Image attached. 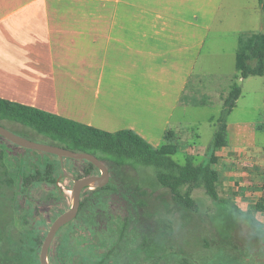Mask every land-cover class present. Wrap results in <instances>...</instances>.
Returning <instances> with one entry per match:
<instances>
[{
  "label": "crops",
  "instance_id": "1",
  "mask_svg": "<svg viewBox=\"0 0 264 264\" xmlns=\"http://www.w3.org/2000/svg\"><path fill=\"white\" fill-rule=\"evenodd\" d=\"M254 32L264 0H0V97L152 146L171 130L175 157L201 160L234 82L226 63ZM229 115L217 190L247 198L262 186L264 126Z\"/></svg>",
  "mask_w": 264,
  "mask_h": 264
},
{
  "label": "trees",
  "instance_id": "2",
  "mask_svg": "<svg viewBox=\"0 0 264 264\" xmlns=\"http://www.w3.org/2000/svg\"><path fill=\"white\" fill-rule=\"evenodd\" d=\"M235 69L234 78L236 79L263 74L264 33L254 32L240 36L235 53ZM240 92V86L233 82L223 99L220 114L216 118V128L212 141L208 146L209 154L207 158L200 160L197 157L187 156L184 158L183 163L175 159L178 146L174 142L171 130L164 132L163 142L160 145L152 146L131 130L123 129L115 132L101 130L33 106L0 97V124L4 120L15 122L27 126L39 134L58 140L62 143L60 146L64 148L92 153L107 166L111 173L110 182L106 186L102 188L96 186L82 193L77 215L59 229V232L67 229V241H65L64 245L60 244L57 246L58 252L50 257V263L117 264L113 260V257H115L119 262L118 264L120 262L121 264H141L139 260L143 256L142 253H146V249H148L147 256L143 257L147 259V257L153 256L155 254L154 250L157 249L155 247L160 240L163 245L162 256L168 253H175L176 249L172 241L169 240L171 238L167 237L168 233L165 229H160L158 223L152 220L154 217L152 215L153 211L151 213L148 212L150 210L148 209L150 201L145 200L148 191L134 184L131 192L128 193L123 186V180L121 181L123 174L120 172L126 166L132 168H136L139 165L152 166L156 180L168 190L171 199L185 211H197V202L192 197V191L197 184H201L204 187L206 194L212 200L222 201L217 190L219 176L216 169L212 166L216 158L213 151L226 144L227 117L233 109ZM1 155L2 149H0V157ZM62 169L67 173H75L77 177L98 172V168L93 163L85 159L74 158H67ZM9 178L7 177L6 181L12 186V181ZM57 178L58 176L55 174L52 164L45 165L41 171L38 170L18 178V195L16 200H13V203L18 209L22 208L18 199L23 198L28 204L23 216L31 224V234L35 235V238H30L29 240L30 248L33 252L37 248L40 249L48 227L47 210L51 204V199H35L30 195L29 191L36 182H47L57 188ZM112 183L114 185L112 190L107 192ZM133 190H138V195L141 198L139 197L135 200L134 195H131ZM60 192L58 191L57 195L60 199H63V194ZM112 193L117 197L121 207L133 211L132 216L123 217L120 226L116 223L114 224L110 212L105 208L108 202H112L110 199ZM228 204V213L235 212L244 216L251 225L261 226L254 219V213L257 211L264 213L263 200L256 202L245 211L239 209L232 202H228ZM32 213L37 214V219H33L35 220L33 223L30 221ZM167 223L164 222L163 226H166ZM40 229L44 230V232H40ZM85 229L90 235L104 237L95 243L98 245L95 252L83 253L78 250L74 241L71 240L74 234ZM140 234H143V239L139 241L137 239ZM115 235L131 236L132 238H109ZM120 245L127 246L123 248ZM129 246L130 248H128ZM55 255L59 256L60 260L57 259L59 257L54 259ZM193 260L190 257L183 256L175 264H192L194 263Z\"/></svg>",
  "mask_w": 264,
  "mask_h": 264
},
{
  "label": "rangeland",
  "instance_id": "3",
  "mask_svg": "<svg viewBox=\"0 0 264 264\" xmlns=\"http://www.w3.org/2000/svg\"><path fill=\"white\" fill-rule=\"evenodd\" d=\"M200 67H204L202 62L196 69V73ZM225 70L231 73L236 72L235 67L227 63ZM233 80L241 87L242 95L237 106L229 115L228 121H243L252 124V126L255 122L260 121L261 125L264 126V78L254 76L249 79L234 78ZM214 113L217 112L214 111ZM198 116L203 119L206 114H199ZM1 125L13 133L34 142L62 145L58 140L39 134L29 127L15 122L4 120ZM255 132L264 136L259 130ZM207 133L205 131L204 140H206ZM0 149H2L0 157V264H39V249L37 248L35 252L31 251V244L29 243L30 238H35V235L31 234V224L23 216L28 204L23 198H17L22 206L21 209H18L13 203L18 195V178L38 170L41 171L47 164L53 165L55 174L59 176L58 184L63 199L59 198L58 191L47 182H36L29 191L35 199H51L47 217L52 221L70 205L72 183L69 178H64L62 169L69 157L59 158L43 151L26 148L10 142L3 136H0ZM253 151L258 157H261L260 144L257 143ZM175 159L183 163L184 155L179 153ZM120 173L123 174L121 181L123 180V186L128 193L131 192L134 184L148 191L145 200L150 201L148 212L153 211L152 215L154 217L152 220L158 223L160 229H165L168 233L167 237L171 238L169 240L172 241L175 249L184 252L180 255L181 252L168 253L158 257L159 252H163V248H161L162 250L158 248L159 252L154 250L155 254L145 259L144 257L147 256L148 251L146 249V253H142L144 257L142 256L139 260L141 264H175L183 256H191V259L195 260L192 264H252L251 260L253 259L264 263V213L260 211L254 213V219L261 224L260 227H256L251 225L244 216L235 212H227L228 202L234 203L243 211L260 200H263L264 203V199L260 195L261 188L256 192V195L247 198L244 197V194L237 193L236 195L240 199L238 201H235L236 195L229 189H219L218 195L222 201H214L206 194L204 187L197 184L192 191V197L197 202V211L189 212L182 209L171 199L168 190L156 180L152 166L139 165L136 168L126 166ZM7 177H10L9 180L12 181V186L6 181ZM113 186V183L110 184L107 192H110ZM92 188L90 187V189ZM113 194L110 195L112 202H108L105 208L110 212L114 224L120 226L123 217L132 216L133 211L121 207L117 197ZM131 195H134L135 200L141 198L138 195V190H133ZM152 206L154 207L151 208ZM35 218L37 219V214L32 213L30 221L33 223ZM164 222H168L166 226H163ZM40 232L43 233L44 230L40 229ZM67 232V229H63V231L56 234L49 246V259L57 254V246L64 245L67 241ZM85 232L86 229L71 237L76 247H79L82 241L81 238L76 239V236L82 233L88 234ZM142 239L143 234H140L137 240ZM57 257L59 256L55 255L54 259ZM57 259L60 260V257ZM55 262L57 263V261Z\"/></svg>",
  "mask_w": 264,
  "mask_h": 264
},
{
  "label": "water",
  "instance_id": "4",
  "mask_svg": "<svg viewBox=\"0 0 264 264\" xmlns=\"http://www.w3.org/2000/svg\"><path fill=\"white\" fill-rule=\"evenodd\" d=\"M0 136H3L10 142L31 149H36L39 151H43L46 153L54 154L59 158L69 157L74 159H85L91 163H93L98 169L99 174L88 175L81 178H72L73 185L71 190L70 197V205L69 207L58 214L52 221L49 226V229L41 243L39 249V264H50L48 260V251L50 243L53 239V236L58 231L60 227L71 221L77 214L78 207L80 204V193L83 187H102L109 180V170L106 165L98 159L92 153L89 152H81L74 151L68 148H64L62 146L50 145V144H42L38 142H34L25 137L17 135L7 129L6 127L0 124Z\"/></svg>",
  "mask_w": 264,
  "mask_h": 264
},
{
  "label": "flooded vegetation",
  "instance_id": "5",
  "mask_svg": "<svg viewBox=\"0 0 264 264\" xmlns=\"http://www.w3.org/2000/svg\"><path fill=\"white\" fill-rule=\"evenodd\" d=\"M58 157V156H57ZM107 167V166H106ZM109 170V169H108ZM95 174H99V169H98V172H93V173H91V174H88V175H95ZM88 175H84V176H88ZM63 176H64V178L66 177V178H69V180L71 181V183H72V185H73V180H72V178L71 177H73V178H81V177H84V176H79V177H77L76 176V174L74 173H67V172H65V171H63ZM71 176V177H70ZM59 177V176H58ZM43 178V177H42ZM58 179V178H57ZM110 179H111V173H110V171H109V180H108V182L104 185V186H106L109 182H110ZM59 180H57V182H56V184H57V188L55 187H53L56 191H60V188H59ZM104 186H102V187H104ZM101 187V188H102ZM94 188V187H93ZM92 188V189H93ZM88 189L90 190V187H88V186H85V187H83L82 188V190H81V193H80V201H81V195H82V193L84 192H87L88 191ZM71 190H72V187H71ZM80 205V204H79ZM79 208V207H78ZM63 212V211H62ZM78 212V211H77ZM77 215V214H76ZM49 220V219H48ZM70 222V221H69ZM48 227H47V229H46V231H45V234H44V237H45V235H46V233H47V231H48V229H49V226H50V224H51V221L49 220L48 221ZM67 224V223H66ZM64 226V225H63ZM61 228V227H60ZM59 228V229H60ZM59 229H58V231L55 233V235L53 236V239L55 238V236H56V234L59 232ZM79 238H81V242H80V244H79V247L77 246V248H78V250H80L81 252H83V253H90V252H95V249L98 247V245L97 244H95L98 240H100V239H102V238H104V237H102V236H100V235H90V234H80V235H77L76 236V239H79ZM110 239H128V238H132L131 236H111V237H109ZM44 239V238H43ZM52 239V240H53ZM160 239H162V237H160ZM43 241V240H42ZM52 242V241H51ZM159 244L156 246L157 247V252H159L158 251V248H163V245H162V241L160 240L159 242H158ZM51 244V243H50ZM127 246V245H126ZM126 246H124V245H120V247H126ZM128 248H130V246L128 247ZM162 250V249H161ZM162 252V251H161ZM161 252H159L160 254H158V257H161L162 256V253ZM179 252H181V251H178L177 252V250H176V252L175 253H179ZM180 254H184V252H181V253H179V255ZM189 254V253H188ZM38 255H39V253H38ZM39 257V256H38ZM190 258H192L191 256H189ZM48 260H49V258H48ZM113 260L118 264L119 262H118V260L115 258V257H113ZM193 261H195V260H193ZM50 262V261H49ZM251 263L252 264H264V263H261V261H259V260H257V259H253V260H251ZM51 264V263H50ZM120 264H121V262H120Z\"/></svg>",
  "mask_w": 264,
  "mask_h": 264
},
{
  "label": "built area",
  "instance_id": "6",
  "mask_svg": "<svg viewBox=\"0 0 264 264\" xmlns=\"http://www.w3.org/2000/svg\"><path fill=\"white\" fill-rule=\"evenodd\" d=\"M262 175H263V180H262V186H261V197L264 199V162H263V168H262Z\"/></svg>",
  "mask_w": 264,
  "mask_h": 264
}]
</instances>
